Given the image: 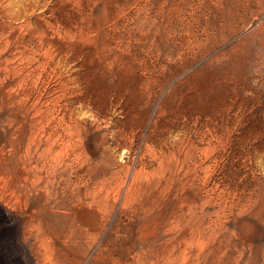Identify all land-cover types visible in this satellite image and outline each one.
I'll return each mask as SVG.
<instances>
[{
  "label": "rangeland",
  "instance_id": "obj_1",
  "mask_svg": "<svg viewBox=\"0 0 264 264\" xmlns=\"http://www.w3.org/2000/svg\"><path fill=\"white\" fill-rule=\"evenodd\" d=\"M66 263L264 264V0H0V264Z\"/></svg>",
  "mask_w": 264,
  "mask_h": 264
},
{
  "label": "bare ground",
  "instance_id": "obj_2",
  "mask_svg": "<svg viewBox=\"0 0 264 264\" xmlns=\"http://www.w3.org/2000/svg\"><path fill=\"white\" fill-rule=\"evenodd\" d=\"M186 173H187V172H186ZM192 191H193V190H192ZM93 220H94V219H92V221H91L92 223H93ZM190 221H191V220H190ZM103 222H104V221H103ZM103 224H105V223H103ZM177 224H178V223H177ZM92 225H93V224H92ZM96 225H97V224H95V226H96ZM188 225H189V224H188ZM95 226H94V227H95ZM200 226L203 228V230H206L207 233L211 231V229L209 228V225H208V224H205V223L201 222V223H200ZM96 228H97V226H96ZM176 228H177V227H176ZM98 229H99V228H98ZM172 229H173V228H172ZM172 229H171V230H172ZM174 229H175V228H174ZM171 230H170V231H171ZM174 233H175V232H174ZM195 238H196V237H195ZM161 241H162V240H161ZM195 244H196V243H195ZM153 245H154V244H153ZM153 245H152V247H153ZM149 246H150V245H149ZM154 246H155V245H154ZM159 246H160V245H159ZM150 250H151V248H150ZM153 250H154V249H153ZM189 250H190V249H189ZM64 252H65V251H64ZM199 252H200V251H199ZM67 256H68V255H67ZM67 256H66V257H67ZM185 257H186V256H185ZM58 258H59V257H58ZM60 259H62V258H59V260H60ZM206 259H207V258H206ZM66 261H67V259H66ZM66 261H65V262H66ZM63 262H64V259H63ZM67 262H68V261H67ZM108 262H109V261H108ZM66 264H67V263H66Z\"/></svg>",
  "mask_w": 264,
  "mask_h": 264
}]
</instances>
